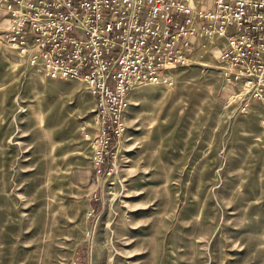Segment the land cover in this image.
Returning a JSON list of instances; mask_svg holds the SVG:
<instances>
[{"label":"rangeland","instance_id":"1","mask_svg":"<svg viewBox=\"0 0 264 264\" xmlns=\"http://www.w3.org/2000/svg\"><path fill=\"white\" fill-rule=\"evenodd\" d=\"M140 83L97 173L96 96L0 30V264H264V110L240 111L218 45Z\"/></svg>","mask_w":264,"mask_h":264},{"label":"built area","instance_id":"2","mask_svg":"<svg viewBox=\"0 0 264 264\" xmlns=\"http://www.w3.org/2000/svg\"><path fill=\"white\" fill-rule=\"evenodd\" d=\"M3 38L52 79L82 81L96 96L91 143L97 173L125 130L129 93L140 83L172 85L198 40L219 48L230 101L264 110V0H0Z\"/></svg>","mask_w":264,"mask_h":264},{"label":"crops","instance_id":"3","mask_svg":"<svg viewBox=\"0 0 264 264\" xmlns=\"http://www.w3.org/2000/svg\"><path fill=\"white\" fill-rule=\"evenodd\" d=\"M9 23L10 20L6 14L0 17V30L3 32L8 27Z\"/></svg>","mask_w":264,"mask_h":264},{"label":"trees","instance_id":"4","mask_svg":"<svg viewBox=\"0 0 264 264\" xmlns=\"http://www.w3.org/2000/svg\"><path fill=\"white\" fill-rule=\"evenodd\" d=\"M113 145L116 144V140L112 141ZM110 161V157H107L106 162H105V166L108 165V162Z\"/></svg>","mask_w":264,"mask_h":264}]
</instances>
